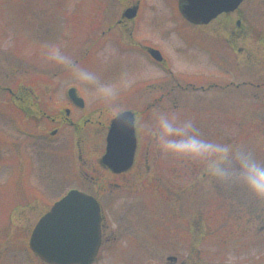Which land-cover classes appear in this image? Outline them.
<instances>
[{
    "label": "rangeland",
    "instance_id": "1",
    "mask_svg": "<svg viewBox=\"0 0 264 264\" xmlns=\"http://www.w3.org/2000/svg\"><path fill=\"white\" fill-rule=\"evenodd\" d=\"M136 2V18L117 25L125 6ZM242 6L250 12L252 49L264 52V0ZM136 45L160 50L168 71L140 62L136 56L144 54ZM199 50L178 0H0V264H45L29 249L30 232L74 184L77 141L67 134L59 145L45 116L23 111L33 101L52 111V101L65 99L67 87L92 111L94 126L122 110L144 112L145 101L165 94V108L147 109L139 120L141 155L148 146L149 170L140 166L135 186L107 187L99 197L111 246L92 264H165L169 255L180 264H264V199L238 183L210 179L205 164L211 159L185 154L198 151L204 140L239 145L264 160V55L248 56L247 67L233 55L229 74L219 70L223 87L200 93L183 84L197 86L212 75L197 71V55H178ZM58 54L91 74L93 82L82 84L54 59ZM147 84L153 86L150 92ZM53 87L58 95L50 97ZM135 87L144 89L136 101L123 96ZM163 109L170 121L175 116L192 122L191 128L173 122L167 136L177 151L168 155L158 142ZM94 126L83 143L96 159L103 145ZM35 132L43 135L41 141ZM179 236L186 249L167 251L163 245Z\"/></svg>",
    "mask_w": 264,
    "mask_h": 264
},
{
    "label": "flooded vegetation",
    "instance_id": "2",
    "mask_svg": "<svg viewBox=\"0 0 264 264\" xmlns=\"http://www.w3.org/2000/svg\"><path fill=\"white\" fill-rule=\"evenodd\" d=\"M246 0H242L240 4L232 11L230 12H222L218 14L214 19L208 21L207 23L203 24H192L185 20V18L182 16L183 20L189 25L191 29L194 30L196 39L199 41L201 50L192 53V54H182L178 53V55H197V62L196 66L199 68L197 71L203 72L205 74H211L212 77L210 80H206L204 83L198 84L197 86H193L194 84L188 82L183 85L190 86L192 89L199 91L200 93H208L209 91L213 92L215 89L222 88L220 84H218V76H219V70L220 67L223 70L224 74H229V68L231 67V57L233 59V55H237L242 57L244 60H242V65L245 63V67L248 66V56L250 55H264V52L262 51H256L252 49L251 45V24L249 20V9L247 6H242L243 3ZM137 7L136 9V15L132 19H126L121 16V18L117 21V25L124 26L127 21H131L137 16L138 12V3L134 4H128L125 6V8L122 10V12L129 8V7ZM122 15V13H121ZM187 35V33H185ZM182 34V36H185ZM182 37V39H184ZM137 46V45H136ZM137 47H140L143 50L144 55H131L136 56L139 58L140 62H145L146 65L154 66L156 68L159 67V69H162L163 71H168L167 69V63L164 57L162 56V53L160 50L154 47H148L144 45H139ZM150 49L157 50L160 53L161 59L155 60L149 53ZM187 59L185 57L181 58V62L183 65H186ZM244 67V68H245ZM210 71V72H207ZM178 86V84H176ZM264 85V83L262 84ZM148 90L147 92H150L149 87L152 85H146ZM258 86V85H257ZM153 87V86H152ZM166 87V86H165ZM70 87H67L65 91V99L63 100H53L52 111L47 112L48 104L46 105H39L36 104L37 102H30V105H26V109L23 111L25 115H29L31 117L38 118L40 115L45 116V118L49 121L51 125H54V127L49 131V134L54 141L55 137L58 136L59 138V145H63L66 141L67 134H71L73 138L77 141L75 144L76 148V159L79 163V171H75V174L73 172V175H71V183H74L71 185L69 190H77L82 193H85L87 195L92 196L99 205L100 210V223H99V245L97 248L96 256L93 260V262L97 259L101 249H103L105 246H111L108 245V242L110 239L106 238V229L107 225L105 224V216H104V205L100 201L99 197L103 195L106 192L107 187H112L116 190L127 188L131 186H135L136 183L139 180V177L141 176L142 172L140 170H137L140 166L145 167L149 170V147L145 146L142 151L141 155V131L139 130V120L141 118V114H145L147 112V109L154 108L159 105L165 104V94H160L161 96L158 98H154L153 100L145 101L143 103V106L145 111L139 113L135 110H122L116 114H114L112 117H110L107 121L105 118L103 123H101L99 120L96 121V130L95 132L99 134V139H101L103 147H102V153L99 157L94 156V153H90L89 151H85V143H83L87 137H88V131L91 127L94 126V122L91 121L90 118V109L86 106L85 101L82 99V102L79 104H76L73 102L69 96H68V89ZM169 92L170 87H166ZM155 90H158L157 87L154 88ZM183 89H186L183 86ZM52 95L54 94L57 96V90L50 89ZM141 91H144L143 88L139 89L138 87L127 89V93L123 96H131L136 101L135 97L137 94ZM166 91V92H167ZM76 93V92H75ZM76 96L80 97L77 93ZM50 103V102H49ZM35 106V107H34ZM32 108V109H31ZM44 108V109H43ZM163 108L165 106L163 105ZM124 111H130L133 115V127H134V135L136 140V147L134 150V156L131 165L123 171H114L110 169L108 166L103 164L101 162V158L105 153L106 149V136L109 129L110 121L111 119L116 116L117 114L124 112ZM169 112V109L167 110ZM99 114L101 111H98ZM163 116H167L165 110L163 109ZM94 126V127H95ZM91 132V131H90ZM36 134V132H35ZM32 135V134H31ZM30 136V135H29ZM43 135H37L36 139L38 141H41L43 139ZM35 137V135H34ZM170 151H165V155H168ZM70 154V153H69ZM93 155V156H92ZM89 156L93 159L92 163H88ZM142 156V158H141ZM139 160H142V164H139ZM169 169V166L167 167V170ZM148 173V172H147ZM169 177V173L167 175ZM69 181V179H68ZM92 189V191H91ZM112 192L113 190H109ZM181 235V234H180ZM129 237V236H128ZM119 238V236H118ZM112 242L116 241V237H114ZM172 244H165L167 251L171 250H184L186 249V243L185 239H182L181 236L178 237V242H175ZM162 246V247H163ZM164 248V249H165ZM196 248V245H192L191 250L194 251ZM43 262L42 260H40ZM92 262V263H93ZM176 256H166L165 257V264H180L177 263ZM44 263V262H43ZM91 263V264H92ZM46 264V263H45Z\"/></svg>",
    "mask_w": 264,
    "mask_h": 264
},
{
    "label": "water",
    "instance_id": "3",
    "mask_svg": "<svg viewBox=\"0 0 264 264\" xmlns=\"http://www.w3.org/2000/svg\"><path fill=\"white\" fill-rule=\"evenodd\" d=\"M242 0H178L181 15L192 24H203L222 12L234 10ZM137 7L124 10L122 17L131 19ZM150 55L161 59L157 50ZM69 98L79 104L75 89ZM136 140L133 115L124 111L114 116L106 136L101 162L114 171L126 170L132 163ZM100 210L97 201L77 190L68 191L43 214L34 225L28 240L29 249L47 264H89L99 245Z\"/></svg>",
    "mask_w": 264,
    "mask_h": 264
},
{
    "label": "clouds",
    "instance_id": "4",
    "mask_svg": "<svg viewBox=\"0 0 264 264\" xmlns=\"http://www.w3.org/2000/svg\"><path fill=\"white\" fill-rule=\"evenodd\" d=\"M54 59L73 70L82 84L87 85L93 82L94 77L91 74L79 72L69 57L58 54ZM157 122L161 128L158 142L165 151H177L172 147L167 136L174 130L173 122L178 123L182 128L192 127L190 120H179L175 116L170 121L167 117L160 115ZM185 154L191 155L194 159H211L210 165L205 164V172L210 179L223 183H238L252 195L264 199V160L255 157L250 150L239 145L201 140L198 151H188Z\"/></svg>",
    "mask_w": 264,
    "mask_h": 264
}]
</instances>
